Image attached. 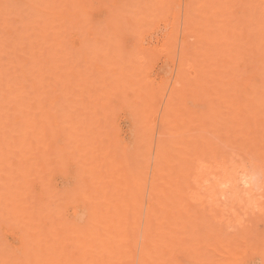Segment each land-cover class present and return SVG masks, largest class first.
<instances>
[{"label": "bare ground", "instance_id": "bare-ground-1", "mask_svg": "<svg viewBox=\"0 0 264 264\" xmlns=\"http://www.w3.org/2000/svg\"><path fill=\"white\" fill-rule=\"evenodd\" d=\"M261 166L264 0H0V264H264Z\"/></svg>", "mask_w": 264, "mask_h": 264}, {"label": "rangeland", "instance_id": "rangeland-1", "mask_svg": "<svg viewBox=\"0 0 264 264\" xmlns=\"http://www.w3.org/2000/svg\"><path fill=\"white\" fill-rule=\"evenodd\" d=\"M160 25H163L162 22H160ZM146 42L149 43H156L161 42V35L159 33H150L146 38ZM159 64V62H157ZM154 74L155 71H153ZM153 74V76H155ZM170 75L168 72V75L165 76L164 83L160 90V96L159 98H163L165 95V90L167 88V85L170 82ZM123 133V131H121ZM244 162H247L248 160L251 161V159L254 158L253 155L250 153H244ZM248 170L251 172V169L248 168ZM250 184L252 187L251 194L248 197V200L244 202L245 205L241 206H235V218H238L242 224V226L246 227V231L249 235V237H253L255 240L263 241L264 240V168L259 167L256 168L253 171V175L250 179ZM231 215V219H233V216ZM239 226L232 227L233 229L238 228ZM228 230H232L231 227H227ZM10 236H13V233H10ZM232 247L234 245H231Z\"/></svg>", "mask_w": 264, "mask_h": 264}]
</instances>
